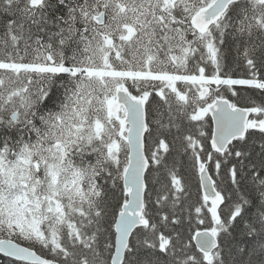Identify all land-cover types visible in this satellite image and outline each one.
Wrapping results in <instances>:
<instances>
[{
  "label": "snow or ice",
  "instance_id": "1",
  "mask_svg": "<svg viewBox=\"0 0 264 264\" xmlns=\"http://www.w3.org/2000/svg\"><path fill=\"white\" fill-rule=\"evenodd\" d=\"M0 264H264V0H0Z\"/></svg>",
  "mask_w": 264,
  "mask_h": 264
}]
</instances>
